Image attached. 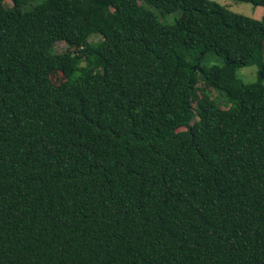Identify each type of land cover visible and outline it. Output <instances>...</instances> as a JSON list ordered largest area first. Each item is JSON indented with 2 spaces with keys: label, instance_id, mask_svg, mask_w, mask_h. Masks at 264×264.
<instances>
[{
  "label": "trees",
  "instance_id": "16d2710c",
  "mask_svg": "<svg viewBox=\"0 0 264 264\" xmlns=\"http://www.w3.org/2000/svg\"><path fill=\"white\" fill-rule=\"evenodd\" d=\"M6 1L0 264H264V84L237 75L264 64V18L213 0Z\"/></svg>",
  "mask_w": 264,
  "mask_h": 264
},
{
  "label": "rangeland",
  "instance_id": "374dc122",
  "mask_svg": "<svg viewBox=\"0 0 264 264\" xmlns=\"http://www.w3.org/2000/svg\"><path fill=\"white\" fill-rule=\"evenodd\" d=\"M232 12L240 13L246 15L248 17H252L255 19H263L264 18V7L263 6H255L247 2H242L238 0H213ZM9 0L6 1V4H10ZM155 11V9H154ZM162 21L171 22L175 18V14H169L167 16H159ZM98 37L96 35L91 36L90 40H97ZM68 46L64 41H58L55 44V51L62 52L67 49ZM208 63L221 64V60L218 57L213 56L209 59ZM85 62L82 61L81 65H84ZM50 79L54 85L60 84L65 80V76L63 73L59 71H51L49 72ZM237 75L241 78V80L245 83H254V82H262L264 84V64L259 68L257 65H249V66H241L237 69ZM210 95L216 99L217 103L221 106H225L224 100L217 94V92L213 89H209ZM184 129V128H180Z\"/></svg>",
  "mask_w": 264,
  "mask_h": 264
}]
</instances>
